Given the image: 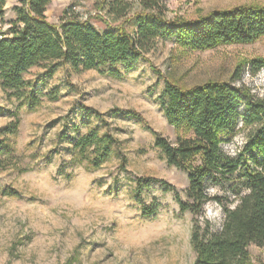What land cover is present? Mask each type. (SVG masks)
Returning a JSON list of instances; mask_svg holds the SVG:
<instances>
[{"label":"rangeland","instance_id":"1","mask_svg":"<svg viewBox=\"0 0 264 264\" xmlns=\"http://www.w3.org/2000/svg\"><path fill=\"white\" fill-rule=\"evenodd\" d=\"M109 1L55 0L46 16L49 23L58 24L70 10L103 32L108 25L122 23L104 9ZM18 2L7 0L0 31L15 20ZM165 4L169 19L196 21L215 11L264 6V0H165ZM256 58H264V37L250 45L207 50L170 41L131 69L118 67L119 78L69 68L50 76L43 68H33L25 79L38 91L36 106L8 100L0 87V142L1 131L19 120L17 133L4 144L9 155L0 156V264H193L194 216L182 213L173 193L159 185L142 193L137 190L140 179L165 180L186 200V173L170 166L155 146V134L171 142L184 135L168 124L159 98L165 80L189 89L230 82L239 69L242 79L236 85L262 98L264 70L256 76L248 72V63ZM116 109L136 112L142 120L117 115ZM92 130L100 135L109 132L119 141L110 160L96 170L75 156L71 141ZM244 144L245 134L240 133L225 150L234 156ZM212 193L226 195V203L234 200L225 190ZM156 202L162 207L155 217H147V209ZM205 218L220 228L221 206L208 204ZM249 252L251 264H264V247L251 245Z\"/></svg>","mask_w":264,"mask_h":264},{"label":"trees","instance_id":"2","mask_svg":"<svg viewBox=\"0 0 264 264\" xmlns=\"http://www.w3.org/2000/svg\"><path fill=\"white\" fill-rule=\"evenodd\" d=\"M53 1L19 0L15 20L0 31V87L8 100L15 98L29 106L40 103L38 91L25 79L33 68H43L50 76L60 68H69L75 73L93 70L119 78L118 67L131 69L166 42L207 50L250 45L264 37V6H239L187 21L169 19L165 0H110L104 9L122 23L118 27L108 25L100 32L70 10L63 13L58 24L49 23L46 12ZM6 4L7 0H0L1 23H5ZM262 70L264 58L248 63L252 76ZM242 73V69L237 70L230 82H208L189 89L165 80L159 98L168 124L184 135L171 142L155 134V146L170 166L186 173V200L165 180L140 179L137 190L142 193L159 185L173 193L182 213L194 216L193 264H251L249 247H264V97L236 85ZM114 113L142 120L133 111L116 109ZM18 121L1 131L0 156L8 153L4 144L8 136L17 133ZM240 133L245 134V144L233 156L225 146ZM71 141L75 156L94 170L110 160L113 147L119 144L109 132L100 135L96 130ZM125 164L122 157L121 167ZM216 189L229 192L234 200L226 203V195L212 193ZM210 203L223 210L220 228L205 218V207ZM161 207L156 202L145 215L155 217Z\"/></svg>","mask_w":264,"mask_h":264}]
</instances>
